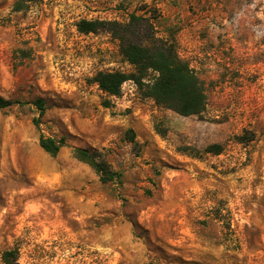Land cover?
<instances>
[{"label":"rangeland","instance_id":"obj_1","mask_svg":"<svg viewBox=\"0 0 264 264\" xmlns=\"http://www.w3.org/2000/svg\"><path fill=\"white\" fill-rule=\"evenodd\" d=\"M15 1L0 0V96L26 104L0 109V264L12 248L21 264H264V0ZM131 13L193 69L202 113L159 106L130 79L118 96L94 82L135 68L77 23ZM40 132L65 146L47 154ZM76 147L120 181L102 183Z\"/></svg>","mask_w":264,"mask_h":264},{"label":"trees","instance_id":"obj_2","mask_svg":"<svg viewBox=\"0 0 264 264\" xmlns=\"http://www.w3.org/2000/svg\"><path fill=\"white\" fill-rule=\"evenodd\" d=\"M37 1L39 0H16L13 10L22 11ZM77 29L82 33L98 31L109 33L118 40L122 56L135 68L132 73L98 72L93 80L107 95L118 96L123 82L130 79L140 87H144L146 96L152 98L157 105L173 110L182 116L199 115L204 111L206 95L202 82L188 63L179 57L174 43L156 34L151 17L131 13L125 22L81 19L77 23ZM19 51L24 52V50ZM149 70L154 71L156 76L151 82L144 83L143 79ZM14 104L25 105L26 103L0 96V109ZM33 104L37 107L39 114L32 122L40 131V118L46 108L45 102L38 98ZM126 135L131 141L134 140L133 130L129 129ZM38 144L44 152L55 156L65 146V141L63 138L45 136L40 132ZM203 151L219 154L222 146L217 143L210 144ZM72 154L78 161L90 166L102 183L120 181L121 172L113 170L108 163L99 158L96 151L76 147L72 149ZM1 260L3 264H21L16 248L4 250Z\"/></svg>","mask_w":264,"mask_h":264}]
</instances>
